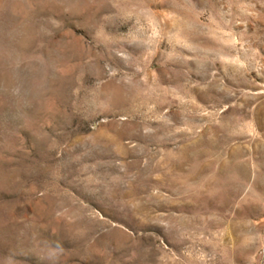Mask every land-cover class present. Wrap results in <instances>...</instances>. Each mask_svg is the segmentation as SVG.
<instances>
[{"label":"rangeland","instance_id":"obj_1","mask_svg":"<svg viewBox=\"0 0 264 264\" xmlns=\"http://www.w3.org/2000/svg\"><path fill=\"white\" fill-rule=\"evenodd\" d=\"M0 264H264V0H0Z\"/></svg>","mask_w":264,"mask_h":264}]
</instances>
